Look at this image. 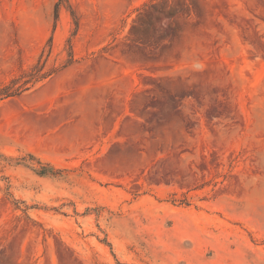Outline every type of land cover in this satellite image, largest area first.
Wrapping results in <instances>:
<instances>
[{
    "label": "rangeland",
    "instance_id": "rangeland-1",
    "mask_svg": "<svg viewBox=\"0 0 264 264\" xmlns=\"http://www.w3.org/2000/svg\"><path fill=\"white\" fill-rule=\"evenodd\" d=\"M0 264H264V0H0Z\"/></svg>",
    "mask_w": 264,
    "mask_h": 264
},
{
    "label": "trees",
    "instance_id": "trees-1",
    "mask_svg": "<svg viewBox=\"0 0 264 264\" xmlns=\"http://www.w3.org/2000/svg\"><path fill=\"white\" fill-rule=\"evenodd\" d=\"M45 76L46 74L40 72L39 69L29 74L21 72L19 75L12 77L8 83L0 87V98L18 95L29 88V86H27L29 82L32 81V83H34L36 80L43 79Z\"/></svg>",
    "mask_w": 264,
    "mask_h": 264
}]
</instances>
